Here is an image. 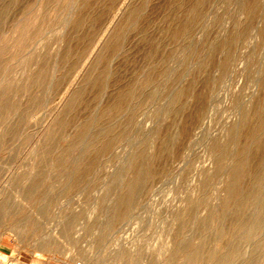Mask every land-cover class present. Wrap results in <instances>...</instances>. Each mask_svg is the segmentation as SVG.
Listing matches in <instances>:
<instances>
[{
  "label": "rangeland",
  "instance_id": "1",
  "mask_svg": "<svg viewBox=\"0 0 264 264\" xmlns=\"http://www.w3.org/2000/svg\"><path fill=\"white\" fill-rule=\"evenodd\" d=\"M263 86L264 0H0V264H264Z\"/></svg>",
  "mask_w": 264,
  "mask_h": 264
},
{
  "label": "bare ground",
  "instance_id": "2",
  "mask_svg": "<svg viewBox=\"0 0 264 264\" xmlns=\"http://www.w3.org/2000/svg\"><path fill=\"white\" fill-rule=\"evenodd\" d=\"M201 1L202 0H198V2H201ZM263 88H264V86H263ZM125 98H130V93H126L125 94ZM121 105H122L121 103L118 104L117 105V108H121L122 107ZM109 111H110V108H105L104 111L102 112L103 116L109 114L110 113ZM258 113L260 115V121L253 127V131H252V134H251V139L253 141H257V137H256L257 133L260 130L264 129V108H260L259 111H258ZM110 138H104V139H102L101 142H98V144H96L97 142L94 143V146L92 145L93 147H92V149L91 148L90 149L95 154H97L96 152H98L100 150H103L104 151L105 149H107L109 147V145L111 143V140L112 139H110ZM221 154H222V151H221ZM245 164H246V159L244 158V156H239V158L237 159L236 166L239 167V168H241V167H244ZM134 169L137 170L138 176H141V171H140V168H139L137 162H135V164H134ZM240 180H241V173H239V172L235 173L233 175L232 181L230 183V191H229V195H228V200L229 199H234V198H237L238 197V195H239L238 193H239V183H240ZM256 180H258L257 179V176H255V181ZM136 187H137V183H135V184L133 183V185H131L130 187H128L129 188V191L127 190V192L131 193L132 191H134L136 189ZM125 195H126V193H125ZM125 195H122V197L120 198L119 202L117 201L118 203H117V206L115 207V211H114L115 216H123L126 213L127 200L125 198ZM235 225L236 226H239L240 223H235ZM231 227H233V226H231ZM217 254H219V252L214 254L217 257L216 260L213 259V260L216 261V262H214L215 264H232V261L236 257L235 250L229 251L226 254L224 253V255L217 256ZM238 257H239V255H238ZM126 258L127 257L125 255H124V257H122V259L125 260V262L128 261L126 263L129 264V260H127ZM245 263L246 264H255V260L250 259V260L246 261ZM13 264H16V263H13Z\"/></svg>",
  "mask_w": 264,
  "mask_h": 264
}]
</instances>
